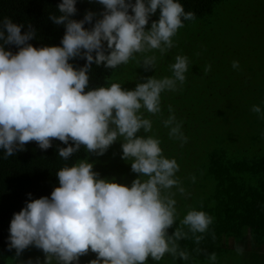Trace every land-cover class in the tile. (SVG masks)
Instances as JSON below:
<instances>
[{
    "label": "clouds",
    "instance_id": "1",
    "mask_svg": "<svg viewBox=\"0 0 264 264\" xmlns=\"http://www.w3.org/2000/svg\"><path fill=\"white\" fill-rule=\"evenodd\" d=\"M97 2L104 10L94 24L97 13L92 11H86L81 20L72 18L77 0H62L57 5L60 15L51 14L49 19L65 27L60 46L34 47L29 43L36 36L31 24L22 34L23 24L9 17L0 23V149L7 158L24 151L29 142L47 150L58 139L68 145L58 150L66 160L81 146L104 155L122 137L121 158L131 159V171L138 178L131 186L101 179L87 159L62 167L57 172L59 186L50 198L32 199L13 214L8 250L15 249L20 257L34 246L42 250L43 264H79L89 250L96 254L90 264H147L149 257L160 261L165 254L187 261L189 253L177 241L187 239L190 232L199 244L204 237L197 233H205L214 218L203 210L190 209L180 227L168 234L178 213L175 193L167 190L176 187L181 194L185 192L176 177L179 164L163 155L159 138L137 133L152 129V121L140 110L160 113L161 93L183 85L188 57L177 55L170 65L171 76L147 77L134 90L119 83L85 89L92 64L116 68L135 59L136 53L158 50L163 55L174 47L172 38L184 27L183 21H194L196 15L186 12L179 0ZM158 9L159 19L146 30ZM85 24L92 27L85 28ZM7 45H15L18 51L6 50ZM76 58L85 64L74 67L69 61ZM156 59L145 56L141 67L154 69ZM232 66L238 68V61ZM210 70L209 65L205 72ZM251 110L262 112L259 105ZM169 112L163 121L170 129L169 137L186 142L171 106ZM142 176L147 179L141 180ZM236 251L243 253L240 247ZM208 259L215 264L216 254ZM24 264H33V260ZM35 264H41L39 258Z\"/></svg>",
    "mask_w": 264,
    "mask_h": 264
},
{
    "label": "trees",
    "instance_id": "2",
    "mask_svg": "<svg viewBox=\"0 0 264 264\" xmlns=\"http://www.w3.org/2000/svg\"><path fill=\"white\" fill-rule=\"evenodd\" d=\"M61 2L0 0V23L4 17H9L14 23L23 24L22 34L31 24L36 36L29 43L34 47L60 46L65 27L54 24L49 16L60 15L57 5ZM179 2L186 12L195 13V22L202 21L196 26L206 43H211L212 35L207 30L214 26L211 22L215 19L218 46L224 49L230 43L228 29L231 26L239 28L242 16L248 11L247 3L229 4L226 0ZM76 8L77 13L72 17L76 20L83 19L86 11L97 13L93 24L104 10L97 0H77ZM237 11L240 13L234 14L235 21L231 22L230 15ZM158 19L159 9L150 18L146 30ZM191 22L183 21L185 25ZM90 27L92 25L85 24V28ZM242 29H247L246 24ZM245 43V52L241 56L235 55L230 60L228 54L220 57L216 76L199 75L198 80L197 75L186 77L183 85L178 84L177 91H165L161 95L160 113H142L152 121V129L147 133L141 129L137 136L160 139L163 155L175 158L179 164L176 177L185 189L183 194L176 187L167 190L175 193L173 198L178 213L168 234L172 235L180 227V220L190 209L203 210L214 218L205 233H197L204 237L199 244L190 232L187 239L177 241L180 249L189 253V260L174 259L165 254L160 261L149 257L147 264H213L208 259L213 252L217 257L215 264H258L259 249L264 251V28L246 37ZM5 48L14 54L18 51L15 45ZM233 61H238V68H233ZM69 62L78 68L86 61L76 58ZM130 70L128 65L124 72L116 73L115 68L92 64L85 91L109 87L111 83L122 85L126 78H131ZM205 79L210 80L205 82ZM253 105H259L262 112H253ZM169 106L177 122L181 123L186 142L169 137L170 129L163 123L170 115ZM67 146L53 139L52 147L41 150L33 141L25 145L24 151L14 152L7 158L0 149V264H13L12 255L16 257L15 249L8 250L13 214L32 199L50 198L51 192L59 186L57 172L88 155L86 148L81 146L65 160L58 150ZM103 158L97 167L100 168ZM184 231H188L186 226ZM248 245L251 247L250 261L236 251L238 247L244 251Z\"/></svg>",
    "mask_w": 264,
    "mask_h": 264
},
{
    "label": "rangeland",
    "instance_id": "3",
    "mask_svg": "<svg viewBox=\"0 0 264 264\" xmlns=\"http://www.w3.org/2000/svg\"><path fill=\"white\" fill-rule=\"evenodd\" d=\"M227 2H229V4L247 3L248 9L247 14L242 16L239 28L231 26L228 29L230 32V34L227 35L230 38L228 48L224 49L222 46H218L219 36H217L216 32L215 19L211 22L214 26L207 30L208 34L212 35L211 43L213 44L206 43V39L202 40L199 34L200 31L197 30L198 28L196 25L202 21H193L191 23H187L186 25L184 24V27L180 28L177 34L172 38L174 47L169 49L165 54L161 55L158 50H153L147 53H136L135 59L130 60L126 65L122 64L115 68L116 73L124 72L123 70H125L128 65L131 68V78H126L122 87L128 90H134L137 83L145 82V78L147 77L155 76L157 79H160L166 76H171L172 72L170 65L175 63V57L177 55H184L188 57L189 66L185 75L186 77L197 75V80L199 79V75L216 76L217 65L223 54H228L229 60L234 59L235 55L241 56L245 52L246 43L244 45V41L246 37L253 36L255 33L264 28V0H226V3ZM239 13L240 12L237 11L230 15L231 22L235 21L234 14ZM235 17L236 19H239V15H236ZM205 22H207V20ZM245 24L247 28L246 30L242 29ZM196 33H198V36H196ZM222 41L223 39L220 37V42ZM151 55H155L157 58L155 68L145 71V69L141 67V63L145 56ZM209 65L211 66V70L205 72L206 67ZM205 80V82H207V80L210 79ZM164 92H162L161 95ZM161 99H163L162 96ZM140 111L141 113L147 112L146 109L143 108ZM122 140L123 138L121 137L120 140L114 142L108 148L107 152L101 156H97L95 153L87 151L88 155L85 159H87L88 162L93 163V171L99 173V178L115 180L120 184L131 186L132 181L138 178V174L131 171V159L125 160L121 158ZM102 157H104L103 162L100 164L99 168L97 166L99 165V162H101ZM143 177L144 176L140 177V179H144ZM29 258L33 260V264H35L37 258H39L41 264L44 262V254L42 250H39L34 246L27 248L20 257H14L12 255L13 264H24V262H26ZM246 258L249 260L247 254ZM93 259H96V254L89 250L86 255L80 257L79 264H90V261ZM53 264H55V261Z\"/></svg>",
    "mask_w": 264,
    "mask_h": 264
},
{
    "label": "crops",
    "instance_id": "4",
    "mask_svg": "<svg viewBox=\"0 0 264 264\" xmlns=\"http://www.w3.org/2000/svg\"><path fill=\"white\" fill-rule=\"evenodd\" d=\"M251 247L248 245L245 250L243 251V256L246 257V254L248 255V259L250 260L251 257L249 256L251 251ZM260 253H258V264H264V251L259 249Z\"/></svg>",
    "mask_w": 264,
    "mask_h": 264
}]
</instances>
